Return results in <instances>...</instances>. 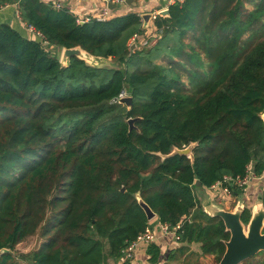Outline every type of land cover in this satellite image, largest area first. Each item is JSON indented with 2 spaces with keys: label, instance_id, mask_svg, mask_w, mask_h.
<instances>
[{
  "label": "trees",
  "instance_id": "trees-1",
  "mask_svg": "<svg viewBox=\"0 0 264 264\" xmlns=\"http://www.w3.org/2000/svg\"><path fill=\"white\" fill-rule=\"evenodd\" d=\"M17 9L48 46L0 23V264H19L15 246L37 230L28 264L118 261L149 223L137 194L156 221L181 222L182 254L198 243L217 263L229 233L194 188L264 172V0L173 3L146 51L128 45L143 32L137 12L78 23L41 0ZM76 46L112 65L62 66L51 51ZM122 91L131 108L113 101ZM190 143V156L161 157ZM146 253L159 262V244Z\"/></svg>",
  "mask_w": 264,
  "mask_h": 264
},
{
  "label": "water",
  "instance_id": "water-1",
  "mask_svg": "<svg viewBox=\"0 0 264 264\" xmlns=\"http://www.w3.org/2000/svg\"><path fill=\"white\" fill-rule=\"evenodd\" d=\"M125 4L136 7V0H125ZM116 3H109L108 7L113 9ZM159 16H168V8L162 9L158 12ZM152 18V13H143L141 15L142 28L147 27L149 19ZM71 57H77L92 67L106 66L109 59L95 56L79 46L72 48H62L61 58L59 62L62 66L69 63ZM129 108L132 107V98L130 96L124 97L120 100ZM261 119L264 123V112L261 114ZM134 119H128L129 130L133 127ZM196 143H190L182 149L174 148L172 152L167 155H161L162 158L172 156L174 154L190 156L193 146ZM157 154H160L157 152ZM253 172V168L251 169ZM199 186L200 183L197 182ZM138 204L143 209L148 221L156 217L151 208L142 200L139 194L136 195ZM203 211L210 217H218L224 224L225 231L229 233V238L224 242L225 250L216 264H241L250 259L260 251L264 250V205L261 198H257L253 205L248 208L242 199H238L231 210H226L223 207L213 203L211 199L206 198L201 202ZM245 210L249 211V218L246 223L241 220L242 214ZM7 251L6 248L0 249V255Z\"/></svg>",
  "mask_w": 264,
  "mask_h": 264
},
{
  "label": "crops",
  "instance_id": "crops-1",
  "mask_svg": "<svg viewBox=\"0 0 264 264\" xmlns=\"http://www.w3.org/2000/svg\"><path fill=\"white\" fill-rule=\"evenodd\" d=\"M41 1L48 2L53 5H59V7L62 8H66L70 12H72L76 17H91V19L92 18L96 19V17L100 15L102 8L105 6L108 7V4L104 0H41ZM136 1H137L136 7L127 5L125 3H116L117 5L113 9H110L108 7L110 9V12L107 18L116 14H125L127 12H137L141 16L143 13L159 12L160 10L168 8L169 6L167 0H136ZM17 5H18V0H15L12 3H6L4 6L0 8V23H8L26 37L39 40L37 37H35L30 32H28L23 27V24L25 22H23L20 18ZM153 21H154L153 18L149 19L147 23V27L143 28L142 33L143 34L146 33L148 37L151 36V33L154 30ZM136 47H134L133 50L136 49ZM108 59L110 61V58ZM249 168L251 171L252 166H250ZM199 190H201V192L197 193L198 196L205 194V196H209L216 203L226 206L224 207L226 210H231L238 199H242L243 203L248 208H250L257 198H261L263 200L264 172L259 176H256L253 174V172H251L248 183L243 188H239L238 193L234 192L232 193V196L229 197L223 193L220 186H216V185L215 186L213 185L211 187H200ZM156 243L159 244L161 249L160 260L157 264H167L168 260H170L168 259L169 255H171L174 251L179 250L184 245L181 242L175 243L172 236L160 237L158 239V242ZM191 244H196L199 247L198 243H191ZM187 245L189 247L190 244H186V246ZM147 246L148 245H139L137 248H135L133 252L134 255L133 259L122 260V258L120 257L118 261L115 262L113 260H110L109 263L107 264H152L148 261V257H147L148 255L146 253Z\"/></svg>",
  "mask_w": 264,
  "mask_h": 264
},
{
  "label": "built area",
  "instance_id": "built-area-1",
  "mask_svg": "<svg viewBox=\"0 0 264 264\" xmlns=\"http://www.w3.org/2000/svg\"><path fill=\"white\" fill-rule=\"evenodd\" d=\"M104 1L107 4H109V3H124L125 0H104ZM167 1H168V4L171 5L176 2H181L182 0H167ZM53 6L56 8H61L59 7V5H53ZM109 12H110V9L107 6L103 7L100 12V15L97 16L96 19L98 20L106 19L109 15ZM157 16H158V12L152 13L153 20ZM90 19L91 17H76V21L78 23H83ZM23 27L28 32H30L35 37H37L43 46L45 47L48 46V42L46 41L43 34H41L38 30H36L32 25L24 23ZM155 30L156 29L154 28L150 37H148L146 33L145 34L134 33L128 41L129 48L133 50V48L136 46L138 47V46L153 44L156 41V37L158 36L156 33L157 30L156 31ZM157 32L160 33L159 31ZM124 94H125V91H122L121 93H119V95L115 99H113V101L114 102L120 101L122 98H124ZM250 175H251V171H250V168H248L244 176L232 177V176L226 175L223 177L221 181H218L213 185L220 186L223 193L229 197V196H232V193H234L233 188H243L248 183ZM148 222L149 223L144 228V230L139 232L136 238L132 240L129 244H127V246L123 250V255L121 256L122 260L133 259V256H134L133 252L135 248H137L139 245H149L151 243H156L158 242V239L160 237L172 236L175 243L180 242L178 231L181 227V222H178L174 226H170L167 223H162L158 221H155V222L148 221Z\"/></svg>",
  "mask_w": 264,
  "mask_h": 264
},
{
  "label": "rangeland",
  "instance_id": "rangeland-1",
  "mask_svg": "<svg viewBox=\"0 0 264 264\" xmlns=\"http://www.w3.org/2000/svg\"><path fill=\"white\" fill-rule=\"evenodd\" d=\"M151 45H147L146 47H144L145 48L144 50L146 51L147 49H149V47ZM51 51L56 53L59 56V58H61V50L60 49L58 50L57 48H51ZM110 65H112V61H108V63L106 64V66H110ZM127 96H129V95L125 92L124 97H127ZM224 185H225V183H224ZM199 189H200V187L194 188V193H195L196 199L198 200V202L200 204L206 198L211 199L209 196H205V194L198 196L197 193L201 192V190H199ZM199 197H200V199H199ZM211 201L213 203L219 205L220 207H223V208L226 207L224 205L216 203L213 199H211ZM230 206H232V205H230ZM155 221H156V217L151 220V222H155ZM43 241H44V238L40 237V232H39V230H37L33 235H30V236L26 237L24 240H22L21 242H19L13 250V254L18 256V258H17L18 263L19 264H28L20 256L36 250ZM183 246H185V245H183ZM188 248L190 250H192L194 252V254H192V255H190L189 253L182 254L180 252V250H176L173 252L174 258L171 260H168L167 264H216L213 262L212 259L205 258L199 253L198 245L190 244ZM263 260H264V250L260 251V255L257 256L256 258L252 259L249 263H244V262L243 263L244 264H261ZM243 263H241V264H243Z\"/></svg>",
  "mask_w": 264,
  "mask_h": 264
}]
</instances>
